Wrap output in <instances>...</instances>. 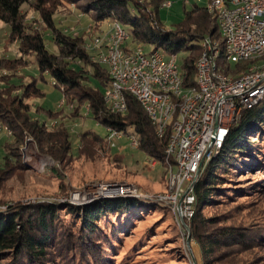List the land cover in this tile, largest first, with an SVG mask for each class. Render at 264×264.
Returning <instances> with one entry per match:
<instances>
[{
	"label": "trees",
	"instance_id": "16d2710c",
	"mask_svg": "<svg viewBox=\"0 0 264 264\" xmlns=\"http://www.w3.org/2000/svg\"><path fill=\"white\" fill-rule=\"evenodd\" d=\"M67 1L77 3L83 0H0V22L10 27L8 38L18 43L20 55H33L41 76L44 78L45 73L48 74L47 77L55 81V87L62 90L67 104L76 106L73 113L75 117H83L85 109L88 117L106 129L110 127L122 132L132 129L138 138L139 150L163 164L169 133L164 138L157 137L156 127L131 94L126 95V114L111 113L104 100V91L110 83L107 68L92 60L91 53L85 47L88 41L55 27L53 16ZM84 1L86 4L80 9L91 16L96 29H101L107 21L117 22L129 28L128 43L131 45L151 46L168 55L184 54L180 72L185 88L196 86V63L202 53L200 43L206 38H221L217 18L203 5L193 4L190 8L184 5L183 19L167 29L160 19L165 0ZM24 5L37 11L46 26L53 30L52 40L58 53H51L47 49L41 31L27 25L22 14ZM149 5L154 8H149ZM220 62L223 64L221 72L230 71L234 75L254 63L246 61L232 65L225 63L224 57L220 58ZM18 63L19 60L0 58V73L14 70ZM0 85H5L0 86V131L10 132L6 134L7 140L2 145L4 156L0 165V197L5 183L14 172L23 168L19 162L22 158L21 149L29 138L36 142L41 154L50 156L61 165L72 161V157L93 160L99 152L112 150L107 138L92 131L80 133L78 146L73 149L75 140L65 125L60 123L49 128L45 121L36 119L29 103L30 99L43 96L42 89L36 83L20 90H15L4 79H0ZM47 116L54 119L51 111H48ZM257 171L264 175V99L254 108L242 110L233 122L220 154L208 163L195 186L196 213L185 222L195 232L204 259L208 262L219 258L215 254L220 249L254 246L264 239V235L256 231L245 232L236 226L227 225L199 234L203 226L209 229L216 223L212 221L215 219L204 218L203 209L236 198L240 192H237L235 185L242 182L238 178ZM138 205L136 200L117 199L102 200L84 207L59 203L28 206L16 203L1 208L0 264H58L69 258L76 264H92L93 260L97 264L106 262L94 244L98 241L96 232L101 229L99 223L109 220L110 214L121 215ZM3 206L0 204V207ZM62 209L76 218L74 228L65 230V226L60 223ZM168 209L170 211L169 206Z\"/></svg>",
	"mask_w": 264,
	"mask_h": 264
},
{
	"label": "rangeland",
	"instance_id": "374dc122",
	"mask_svg": "<svg viewBox=\"0 0 264 264\" xmlns=\"http://www.w3.org/2000/svg\"><path fill=\"white\" fill-rule=\"evenodd\" d=\"M167 1L172 2L171 8L164 7ZM188 1L186 6L190 8L193 4L205 6L207 0ZM184 2L185 0H165L160 11V19L167 29H171L183 19ZM84 4H86L84 0L77 3L65 2L55 12L53 20L55 27L64 33L88 41L89 28L95 25L91 16L80 9ZM149 8L154 7L149 5ZM22 14L28 26L41 31L44 35L47 49L51 53H58V48L52 40L54 32L46 26L41 15L29 5L22 7ZM108 22L110 21L101 29L105 28ZM124 28L130 31L129 28ZM9 31L10 27L0 22V58L19 60V65L14 70L2 71L0 79L7 81L15 90H20L31 83H36L42 89V97L29 101L33 116L42 122L45 121L49 128L60 123L65 125L75 140L73 149L77 148V138L82 132L92 131L106 138L107 129L92 117H88L87 110H83V117L74 116L76 106L67 104L62 90L55 87V81L47 77L48 74L45 73L44 78L41 76L33 55L24 57L20 55L18 43L8 38ZM143 47L147 52L153 49L151 46ZM183 56L182 53L177 54L179 65L182 64ZM255 65L263 66L264 56ZM48 111L53 113L54 119H49ZM6 134L9 135V131H0V165L4 156L2 145L7 140ZM30 140L34 143L27 146ZM33 145L39 156L53 160L50 156L41 154L36 142L29 138L21 149L22 158L19 162L23 168L14 172L5 183L0 197L2 202L0 204L4 206L0 208L4 209L16 203L26 206L59 203L84 207L102 200L117 199L136 200L139 204L121 215L110 214L109 220L99 223L101 229L96 232L98 241L94 244L100 249L101 257L106 260L101 264H264V239L254 246L220 249L215 254V257L219 258L211 262L205 260L191 226L186 223L185 226L179 224L174 214L170 213L169 205L157 200L159 195L167 190L164 164L159 162L156 167H151L149 165L151 158L141 152L139 147H132L125 138L113 142L110 152H99L93 160L72 157V161L61 165L47 159L50 162L44 167H40L42 163L40 158L29 153ZM98 179L129 184L134 188L127 192L129 194L127 198H96L90 195V190L86 188L89 182ZM238 179L242 182L235 185L237 192H240L236 198L231 201L223 200L224 202L216 206L210 205L203 209L204 218L215 219L212 221L216 223L209 229L203 226L199 234L211 231L217 226L227 225L236 226L245 232L256 231L264 235V187H262L264 175L257 171ZM61 185L63 187H60ZM75 194L79 195L78 200L74 199ZM80 198L86 199L82 201ZM60 212V223L65 226V230L74 228L77 224L76 218L65 213L64 209ZM220 221L222 223H218ZM78 252L82 254L81 251ZM218 253L221 255L218 256ZM61 261L58 264H76V261L70 258L68 261ZM92 264L97 262L93 260Z\"/></svg>",
	"mask_w": 264,
	"mask_h": 264
},
{
	"label": "built area",
	"instance_id": "2783aa9c",
	"mask_svg": "<svg viewBox=\"0 0 264 264\" xmlns=\"http://www.w3.org/2000/svg\"><path fill=\"white\" fill-rule=\"evenodd\" d=\"M188 3L185 0L184 5ZM172 6L171 1L164 4L165 8ZM204 7L217 18L221 38L200 43L193 88L184 87L177 54L160 49L147 52L143 46L129 44L130 33L120 23L108 22L99 30L90 27L85 45L92 60L108 70L110 83L104 100L109 111L126 114V95L131 94L156 127L157 137L169 133L163 160L167 190L157 200L167 203L184 226L196 213L195 186L223 149L234 120L242 109H252L264 99V68L251 66L235 75L220 71L221 57L235 65L264 56V0H207ZM107 131L111 144L125 138L132 147L139 146L132 129L122 132L109 127ZM149 163L156 167L159 161L150 159ZM133 188L91 181L86 189L96 198H114L128 197Z\"/></svg>",
	"mask_w": 264,
	"mask_h": 264
},
{
	"label": "water",
	"instance_id": "95a60500",
	"mask_svg": "<svg viewBox=\"0 0 264 264\" xmlns=\"http://www.w3.org/2000/svg\"><path fill=\"white\" fill-rule=\"evenodd\" d=\"M261 58H263V56H262ZM261 58H259V59H261ZM259 59L254 60V61H253L254 63H250V64L247 66V68H246V69H243V70H247V69H248L249 67H251V66H256L255 63H256ZM256 67L264 68V65H263V66H256ZM241 71H242V70H241ZM244 109H245V108H244ZM242 110H243V109H242ZM242 110H241V112H242ZM241 112H240V113H241ZM239 115H240V114H239ZM239 115H238V116H239ZM238 116H237V117H238ZM237 117H236V118H237ZM235 120H236V119H235ZM235 120H234V121H235ZM32 143H34V142L31 141V140L28 141L27 146L30 145V144H32ZM25 150H26V149L24 148V149H23V152H25ZM43 158L49 159L51 162H53V160H51V159L48 158V157H43ZM25 159H26V158H25ZM92 181H103V182H107V183H109V182L117 183V182H114V181L103 180V179L92 180ZM117 184H120V183H117ZM125 185H129V184H125ZM129 186H133V185H129ZM114 197H117V198H118V197H124V196H123V195H116V196H114ZM125 198H127V197H125ZM180 204H181V201H180Z\"/></svg>",
	"mask_w": 264,
	"mask_h": 264
},
{
	"label": "bare ground",
	"instance_id": "6f19581e",
	"mask_svg": "<svg viewBox=\"0 0 264 264\" xmlns=\"http://www.w3.org/2000/svg\"><path fill=\"white\" fill-rule=\"evenodd\" d=\"M33 144V143H32ZM31 150L29 151V153H33L37 158H40V160L42 161L40 167H44L46 163L50 162L49 160L45 159V158H42L41 156H39L36 152V149L34 147V145L30 148ZM29 154V155H30Z\"/></svg>",
	"mask_w": 264,
	"mask_h": 264
},
{
	"label": "crops",
	"instance_id": "0c3cea01",
	"mask_svg": "<svg viewBox=\"0 0 264 264\" xmlns=\"http://www.w3.org/2000/svg\"><path fill=\"white\" fill-rule=\"evenodd\" d=\"M184 4V3H183Z\"/></svg>",
	"mask_w": 264,
	"mask_h": 264
}]
</instances>
